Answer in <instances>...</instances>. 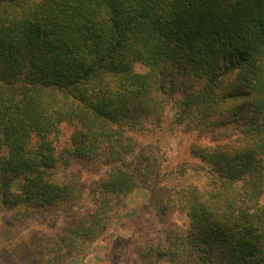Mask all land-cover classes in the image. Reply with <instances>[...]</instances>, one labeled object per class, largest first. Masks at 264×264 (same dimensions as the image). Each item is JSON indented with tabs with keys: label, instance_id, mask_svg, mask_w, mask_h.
I'll use <instances>...</instances> for the list:
<instances>
[{
	"label": "trees",
	"instance_id": "1",
	"mask_svg": "<svg viewBox=\"0 0 264 264\" xmlns=\"http://www.w3.org/2000/svg\"><path fill=\"white\" fill-rule=\"evenodd\" d=\"M169 106L208 178L173 193ZM139 187L141 264H264V0H0V264L82 258Z\"/></svg>",
	"mask_w": 264,
	"mask_h": 264
},
{
	"label": "rangeland",
	"instance_id": "2",
	"mask_svg": "<svg viewBox=\"0 0 264 264\" xmlns=\"http://www.w3.org/2000/svg\"><path fill=\"white\" fill-rule=\"evenodd\" d=\"M136 69L141 70L142 67L137 65ZM175 112L176 108H167V119L155 133L156 143L164 154L156 185L172 193L185 185L203 186L208 179L197 159L189 153L188 142L192 135L183 124L173 122ZM66 137L63 136V139ZM98 169L102 168L90 164L82 170L84 185L100 175L101 170ZM149 198L146 188L135 189L125 200L107 236L91 243L82 258H74L69 264H141L138 248L144 241L160 237L164 225L160 222L162 217L159 218L153 206L154 202H150ZM165 219L179 225L187 221L180 209L167 211Z\"/></svg>",
	"mask_w": 264,
	"mask_h": 264
}]
</instances>
